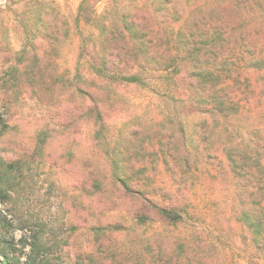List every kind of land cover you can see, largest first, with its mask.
Listing matches in <instances>:
<instances>
[{
	"label": "rangeland",
	"instance_id": "374dc122",
	"mask_svg": "<svg viewBox=\"0 0 264 264\" xmlns=\"http://www.w3.org/2000/svg\"><path fill=\"white\" fill-rule=\"evenodd\" d=\"M124 1L158 10L155 0ZM202 1L174 0L178 9ZM80 2L0 0V61L33 43L32 31L43 23L53 21L60 31L48 63L55 84L30 88L11 109L0 103V157L21 168L13 199H0V260L5 253L14 264H91L90 257L105 264H174L173 255L183 261L189 253L200 264H264L239 219L243 181L224 154L239 147L264 165V105L229 114L183 109L172 100L169 72L138 69L140 83L104 85L96 123L87 99L83 111L74 108L72 84L76 63L85 61L78 59V44L94 42L95 21L109 0H86L78 27ZM10 77L24 80L1 62L0 89ZM113 175L138 182L160 203L176 191L182 221L139 223L133 213L140 201L124 197ZM36 222L43 224L42 247L31 251Z\"/></svg>",
	"mask_w": 264,
	"mask_h": 264
},
{
	"label": "trees",
	"instance_id": "16d2710c",
	"mask_svg": "<svg viewBox=\"0 0 264 264\" xmlns=\"http://www.w3.org/2000/svg\"><path fill=\"white\" fill-rule=\"evenodd\" d=\"M155 1L158 10L149 9L141 1L109 0L105 5L95 21L94 42L88 44L82 39L78 44V59L85 61L75 65L72 84V94L78 98L75 109L83 111L87 99L91 106L87 110L96 114V123L100 122L104 85L140 83L138 69L169 72L172 100L183 109L229 114L264 105V0H203L187 9H178L174 0ZM85 8L86 0H81L75 16L78 27ZM58 34L59 26L47 21L41 29L32 31L33 43L2 55L5 57L0 63H10V72L14 76L21 72L24 77L22 81L10 77L7 84L3 83L2 107H14L26 98L24 94L30 88L41 91L55 84L57 76L48 63L56 51ZM30 96L35 98L32 93ZM96 136L103 137L102 131L97 130ZM224 154L235 177L243 181L244 189L239 191V219L250 232L254 250L264 257V165L239 147L229 148ZM173 159L183 161V158ZM18 170H21L18 163L0 157L3 202L13 199L12 184ZM112 180L119 184L124 197L140 201L139 210L133 213L139 223L153 217L166 225L182 221L183 209L172 199L177 198L176 191L170 192L173 195L167 196V203H160L138 182L130 184L120 175H113ZM119 188L113 189L119 191ZM23 224L26 227L30 223L25 220ZM36 225L39 231L33 234L35 242L29 245L31 251L42 247L43 224L36 222ZM170 239L177 243L174 237ZM1 254L6 260H0V264H14L5 253ZM173 256L174 264H200L199 257L189 253L183 261L177 254ZM90 261L105 264L92 257Z\"/></svg>",
	"mask_w": 264,
	"mask_h": 264
}]
</instances>
